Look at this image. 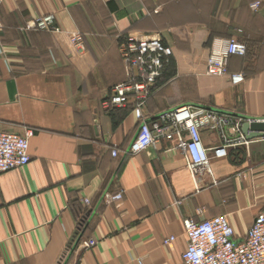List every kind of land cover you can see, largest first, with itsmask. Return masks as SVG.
I'll return each instance as SVG.
<instances>
[{
    "label": "crops",
    "instance_id": "crops-1",
    "mask_svg": "<svg viewBox=\"0 0 264 264\" xmlns=\"http://www.w3.org/2000/svg\"><path fill=\"white\" fill-rule=\"evenodd\" d=\"M48 14L58 30L31 26ZM0 20V131H34L29 163L0 175V264H58L66 253L62 264H181L187 217L225 215L244 238L264 209V136L210 152L211 171L193 178L175 140L129 153L133 108L107 102L125 78L120 38L159 33L171 66L146 117L193 105L264 119V0H3ZM231 37L247 55L229 58L228 75H206L213 45ZM201 140L209 151L221 143L208 128ZM116 191L120 202L102 201ZM80 239L96 244L74 251Z\"/></svg>",
    "mask_w": 264,
    "mask_h": 264
},
{
    "label": "built area",
    "instance_id": "built-area-1",
    "mask_svg": "<svg viewBox=\"0 0 264 264\" xmlns=\"http://www.w3.org/2000/svg\"><path fill=\"white\" fill-rule=\"evenodd\" d=\"M3 0H0V6ZM253 3L251 7H256ZM31 26L37 29H55L54 17L48 14L35 19ZM2 22L0 20V29ZM71 42L76 47H83L84 38L80 33L71 35ZM118 51L123 63L125 78L111 89L107 104L109 107H125L131 105L138 126L129 142L127 151L138 153L149 147H156L162 141L175 140V147L180 149L186 166L193 178L210 172V152L214 157L227 155L228 148L234 144L246 142L241 133L240 117L225 116L217 111L182 105L146 117L143 112L146 100L150 97L157 79L163 73L172 55V48L164 42L162 36L123 35L118 42ZM247 52L245 42L236 38L219 40L211 49L206 64V74L224 76L228 74L229 57L244 56ZM233 82L242 80L241 74H231ZM208 128L217 130L221 143L211 151L205 148L201 140V130ZM186 132V137L183 133ZM34 131L26 128L22 134L0 131V175L4 172L21 168L30 161L29 142ZM113 156L117 151H111ZM122 191L104 193L105 204L120 202ZM84 205H91L88 198H83ZM179 203V202H178ZM201 211L199 210L198 213ZM187 235V244L182 252L181 264H264V209L259 211L246 235L242 239L235 237L234 230L225 215L195 220L187 217L183 220ZM169 237L164 243L172 242ZM96 244L94 239H80L74 251H81ZM66 253L58 264L68 258ZM137 262L142 263L138 258Z\"/></svg>",
    "mask_w": 264,
    "mask_h": 264
},
{
    "label": "water",
    "instance_id": "water-1",
    "mask_svg": "<svg viewBox=\"0 0 264 264\" xmlns=\"http://www.w3.org/2000/svg\"><path fill=\"white\" fill-rule=\"evenodd\" d=\"M240 117V116H239ZM241 133L248 140L254 137L264 136V119L243 118Z\"/></svg>",
    "mask_w": 264,
    "mask_h": 264
},
{
    "label": "trees",
    "instance_id": "trees-1",
    "mask_svg": "<svg viewBox=\"0 0 264 264\" xmlns=\"http://www.w3.org/2000/svg\"><path fill=\"white\" fill-rule=\"evenodd\" d=\"M238 40H240V39H238ZM242 41V40H241ZM244 42V41H243ZM210 54V53H209ZM209 54H208V56H207V59H206V64H207V60H208V57H209ZM247 55V52H246V54L244 55V56H237V55H233V56H236V57H242V58H244L245 56ZM233 56H230V57H233ZM229 57V58H230ZM171 66V64L169 65V67ZM167 67L168 66H166V68L164 69V70H167ZM227 69H228V65H227ZM205 73H206V70H205ZM207 75V74H206ZM228 75V74H227ZM208 76H211V75H208ZM225 76V75H224ZM216 77V76H215ZM147 101V100H146ZM113 108H116V107H113ZM86 206H88V205H86ZM90 206V205H89ZM83 219L84 218H82V219H80V223H79V225L80 224H82L83 223Z\"/></svg>",
    "mask_w": 264,
    "mask_h": 264
},
{
    "label": "rangeland",
    "instance_id": "rangeland-1",
    "mask_svg": "<svg viewBox=\"0 0 264 264\" xmlns=\"http://www.w3.org/2000/svg\"><path fill=\"white\" fill-rule=\"evenodd\" d=\"M255 3H258V5H259V2H255ZM253 4V3H252ZM251 4V5H252ZM251 5H250V7H251ZM258 5L256 6V7H258ZM256 7H251V8H256ZM231 38H236V37H231ZM230 39V38H229ZM237 39V38H236ZM241 41V40H240ZM169 65V64H168ZM238 74V73H237ZM230 77H231V75H230Z\"/></svg>",
    "mask_w": 264,
    "mask_h": 264
}]
</instances>
